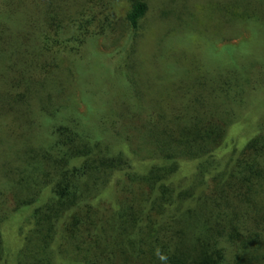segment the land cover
<instances>
[{
    "label": "trees",
    "instance_id": "16d2710c",
    "mask_svg": "<svg viewBox=\"0 0 264 264\" xmlns=\"http://www.w3.org/2000/svg\"><path fill=\"white\" fill-rule=\"evenodd\" d=\"M118 1L0 0V264H264V0Z\"/></svg>",
    "mask_w": 264,
    "mask_h": 264
},
{
    "label": "rangeland",
    "instance_id": "374dc122",
    "mask_svg": "<svg viewBox=\"0 0 264 264\" xmlns=\"http://www.w3.org/2000/svg\"><path fill=\"white\" fill-rule=\"evenodd\" d=\"M115 6L119 14L123 13L126 9V4L123 0L116 2ZM192 40L196 41L197 43L200 41H204L206 44V41L208 39L205 41L203 36L198 37L197 35H195L193 36ZM227 43L235 44L236 40H228V41H221V42H218V41L213 42L211 39L209 40V44L212 45V48L217 49V50L223 44H227ZM94 47L97 51L106 52V50L101 46L99 39H96L94 41ZM191 49L195 50L194 47H191ZM192 53L195 54V52H192ZM209 60H212V59H209ZM111 79L114 82V78H111ZM115 85L119 87V83H115ZM76 108L79 111H82L84 109L83 103L80 101L76 102ZM263 109H264V91L255 92L252 96L249 97L248 108L244 116L238 122H236V124L234 123L228 128L225 142L223 145V149L220 151V153L225 152L224 157L226 155L228 156L229 152L233 148L237 147L239 143L242 141V139H245L248 135H251L252 132H254L255 120H257L256 116ZM147 165H148L147 163L146 164L142 163L139 166L143 168ZM187 165H191V163H188ZM182 172H184V169L182 170ZM26 213H27L26 210L19 209L15 213L9 216L8 219H11V220H7L4 223L3 233H4V241H5L7 248L12 249L16 246V245H13L14 243H16V235H15L16 232L14 230V227H15V224L21 221V219L25 216Z\"/></svg>",
    "mask_w": 264,
    "mask_h": 264
}]
</instances>
